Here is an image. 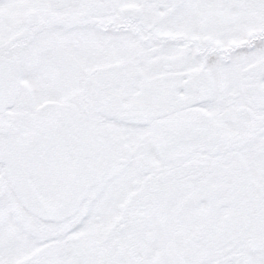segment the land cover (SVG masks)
Here are the masks:
<instances>
[{
  "label": "snow or ice",
  "instance_id": "6c2138e0",
  "mask_svg": "<svg viewBox=\"0 0 264 264\" xmlns=\"http://www.w3.org/2000/svg\"><path fill=\"white\" fill-rule=\"evenodd\" d=\"M0 264H264V0H0Z\"/></svg>",
  "mask_w": 264,
  "mask_h": 264
}]
</instances>
